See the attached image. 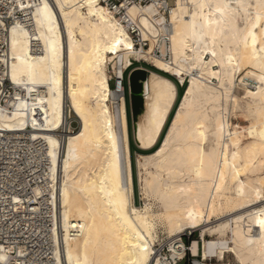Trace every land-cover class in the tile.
Here are the masks:
<instances>
[{"label": "bare ground", "instance_id": "obj_1", "mask_svg": "<svg viewBox=\"0 0 264 264\" xmlns=\"http://www.w3.org/2000/svg\"><path fill=\"white\" fill-rule=\"evenodd\" d=\"M170 1L171 63L152 55L157 45L164 50L166 22L154 5L129 9L151 41L148 52L101 0L10 5L2 61L13 87L0 131L39 142L32 211L51 226L54 264H178L187 251L199 257V241L188 250L182 238L197 229L204 262L194 264L230 250L241 264H264V0ZM133 61H153L182 87L189 75L177 103L178 84L149 70L135 124L137 148L152 151L137 154L140 186L163 201L161 214L134 209L125 87L110 85V63L124 83ZM237 111L247 128L233 124ZM227 212V221L210 226ZM159 228L169 239L157 248ZM214 233L220 238L205 239Z\"/></svg>", "mask_w": 264, "mask_h": 264}, {"label": "built area", "instance_id": "obj_2", "mask_svg": "<svg viewBox=\"0 0 264 264\" xmlns=\"http://www.w3.org/2000/svg\"><path fill=\"white\" fill-rule=\"evenodd\" d=\"M15 1L0 0V107L6 105L13 87L7 76L6 63L2 60L7 59L8 31L13 24V17L9 16L8 12H10V5L16 6ZM101 3L109 8L126 28L135 47L138 50L143 49L144 52H148L151 48V41L143 39V32L131 19L129 9L135 5H154L158 16L162 15L166 22L161 25L158 38L159 44L164 45V50L157 45L152 55L172 62V26L169 19L173 4L170 0H101ZM17 16L23 17V14L19 13ZM141 62L133 61L125 74L135 64ZM145 70L149 71L147 68ZM187 77L189 81V76ZM114 79L117 89L119 81H116L115 77ZM27 148L32 149L28 151ZM38 148L40 145L37 141L30 142L28 145L25 138H11L0 131V253L6 256V260L0 261V264H54L51 226L46 229V220L32 211V206L36 205L34 191L41 185L38 175L42 172L35 170L41 158V155L37 154ZM190 236L192 235L189 232L182 238ZM188 253L190 251L187 255Z\"/></svg>", "mask_w": 264, "mask_h": 264}, {"label": "rangeland", "instance_id": "obj_3", "mask_svg": "<svg viewBox=\"0 0 264 264\" xmlns=\"http://www.w3.org/2000/svg\"><path fill=\"white\" fill-rule=\"evenodd\" d=\"M150 63H152L153 66L148 64V63H144V62L137 63L132 68H130L127 71V73L125 74L124 83H125V88H127V92H126V98H125L124 103H125V108L127 106L126 111H127V118H128V135H129V140H130L132 165H133V181H134L133 206H134V209L137 210V211H143L144 212V211H146V209H149L152 213L161 214L164 211L163 201L160 200L157 196H155L154 193L145 192L143 187L140 186L139 172H138V169H137V159H138L137 154H147V153H150L152 151H148V152L142 151V153H140L141 150H139L137 148V146H136L134 133H133V123H132V118H131V113H130V99H129V94H128V85L126 83V81H127L126 79H128L127 75H129V73L132 70L136 69V68H141V67L145 68V69L149 68V69H155V70H157L159 72H162V71L159 70L158 66H156L153 63V61L150 62ZM112 66H113V64L110 63V65H109V74H110V76L113 77V80L111 81L110 85L114 89L116 82H115V79H114V77H115L114 75L115 74H114V70L112 69L113 68ZM154 67H156V68H154ZM164 74H166V73H164ZM166 75H168V74H166ZM126 76H127V78H126ZM168 76H170V75H168ZM186 76H189V75L186 74L185 78H186ZM170 77L174 78L176 76H170ZM187 79H188V77L186 78V81H185V84H184L183 87L179 86L178 81L175 78L173 80L178 84L179 89L185 90V88H186V86L188 84L187 83ZM239 95L241 96V95H243V93H240ZM241 105L244 106L245 103L241 102ZM237 114H238L237 116H239L238 118L236 116H233V118H232L233 124L234 125H239V126L244 127V128H247V126H249V124L247 122H245L244 117L241 115L242 113L240 111H237ZM69 121H70V124H71L70 126L72 128V132H74V133L77 132L79 130V128H80L79 119L75 115H72V118ZM132 143H134V145L136 147L135 150L133 149ZM229 214H230V212L220 213L217 216L213 217L212 225H210V226H212V228H214L219 223L227 221L229 219ZM189 232H192V236L183 237V241L186 244V247L190 248L193 240H198L199 243H200L201 253H200L199 257H197V258L193 257L191 252L188 253V255L186 253L187 257L185 256L183 260L178 261V264H194L195 261L204 262L203 261V254H202L203 240H202V237H201V230L197 229V230H194V231H186L184 233V235L188 234ZM218 238H220V234L219 233H214L212 235L206 234V236H205L206 240H214V239H218ZM168 239H169L168 233L166 231L163 232V230L161 228H159V230H158V241L159 242L157 243L156 247L160 248L162 245H164V244H166L168 242ZM225 239L229 241L231 247L234 246L232 241H231V234L230 233L227 234ZM163 254L164 255L169 254L167 247L164 248ZM207 263L208 264H241V262L239 261V259L236 256L235 252L232 251V250L225 251L222 259L213 258L211 261H207Z\"/></svg>", "mask_w": 264, "mask_h": 264}, {"label": "water", "instance_id": "obj_4", "mask_svg": "<svg viewBox=\"0 0 264 264\" xmlns=\"http://www.w3.org/2000/svg\"><path fill=\"white\" fill-rule=\"evenodd\" d=\"M148 77H149V71L141 68L132 70L128 75L127 85H128L129 99H130V113L133 123V133H135L136 131L135 124L137 123L139 116L142 115L144 112V106H145L144 84L147 81ZM121 85L122 82L119 81L118 83L119 90Z\"/></svg>", "mask_w": 264, "mask_h": 264}, {"label": "trees", "instance_id": "obj_5", "mask_svg": "<svg viewBox=\"0 0 264 264\" xmlns=\"http://www.w3.org/2000/svg\"><path fill=\"white\" fill-rule=\"evenodd\" d=\"M148 69H149V68H148ZM149 70H153V71H155V72H157V73H159V74H161V75H163V76H166V77H168V78H171L172 80L174 79V78H172V77H170V76H168V75H166V74H164V73H162V72H159V71H157V70H155V69H149ZM127 76H128V75H127ZM127 76H126V78H127ZM126 80H127V79H126ZM126 83H127V81H126ZM124 87H125V83H124ZM125 89H126V92H127V88H125ZM183 93H184V90L179 89V94H178L177 103H179V101H180V99H181ZM179 96H180V97H179ZM177 103H176V106H175V108L173 109V111H172V113H171V116H170V118H169V121H168L167 125H169V123H170V119L172 118V116H173V114H174V111H175V109L177 108V105H178ZM167 125H166V127H165V129H164V131H163V133H162V135H161V138H160L158 144L156 145L155 149L159 146V144H160L162 138L164 137V134H165V132H166V130H167ZM132 146H133V149L135 150L136 147H135L134 143H132ZM140 153H142V151H140Z\"/></svg>", "mask_w": 264, "mask_h": 264}]
</instances>
